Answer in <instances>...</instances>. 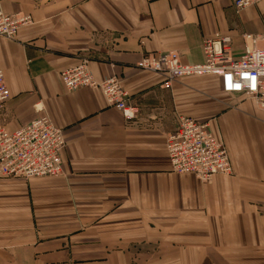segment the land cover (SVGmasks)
<instances>
[{"label": "crops", "instance_id": "crops-1", "mask_svg": "<svg viewBox=\"0 0 264 264\" xmlns=\"http://www.w3.org/2000/svg\"><path fill=\"white\" fill-rule=\"evenodd\" d=\"M30 15L16 40L0 37L9 91L0 128L49 115L63 129V174L0 176V264H264V112L223 92L214 75L164 78L137 68L149 52L202 64V42L246 35L264 48V0H2ZM112 75L137 108L127 121L98 89L68 91L63 71ZM213 120L233 173L201 182L172 172L167 135L178 115Z\"/></svg>", "mask_w": 264, "mask_h": 264}, {"label": "built area", "instance_id": "built-area-1", "mask_svg": "<svg viewBox=\"0 0 264 264\" xmlns=\"http://www.w3.org/2000/svg\"><path fill=\"white\" fill-rule=\"evenodd\" d=\"M263 0H233L237 13L258 5ZM33 24L30 15L6 13L0 0V37L16 40L21 28ZM244 53L235 58L233 38L215 34L202 42L204 63L183 64L176 51L149 52L142 56L137 68L164 78L163 86L188 77L214 75L220 79L223 92L240 94L255 102L264 112V48L258 39L246 35ZM68 91L79 88L98 89L107 103L118 109L127 121H133L137 108L130 104L131 94L112 75L98 81L85 64L61 73ZM9 98L4 72L0 67V103ZM213 120L199 121L178 115L177 128L167 135L166 148L172 172L192 175L201 182L215 175H231V161L224 141L213 131ZM67 142L62 128L45 114L27 126L9 132L0 128V176L10 178L56 177L63 174L61 153Z\"/></svg>", "mask_w": 264, "mask_h": 264}]
</instances>
